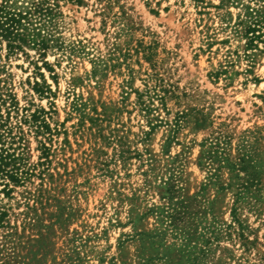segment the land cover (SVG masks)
<instances>
[{"label":"rangeland","instance_id":"obj_1","mask_svg":"<svg viewBox=\"0 0 264 264\" xmlns=\"http://www.w3.org/2000/svg\"><path fill=\"white\" fill-rule=\"evenodd\" d=\"M43 1L0 0V149L29 166L46 143L54 177L43 224L59 208L63 223L41 229L39 248L36 232L22 231L24 188L8 198L0 180V205L22 236L8 250L13 262L264 264V0H46L55 42L45 52L11 48L5 14L33 18ZM109 57L117 66L94 79L92 62ZM145 84L171 92L165 108L155 100V116H182L167 153V126L150 130L154 117L136 102ZM81 102L90 116L96 109L100 133L77 125ZM40 111L51 134L26 119ZM216 137L231 161L247 156L257 173L234 217L235 190L220 189L234 186V173L211 179L203 165L201 145Z\"/></svg>","mask_w":264,"mask_h":264},{"label":"trees","instance_id":"obj_2","mask_svg":"<svg viewBox=\"0 0 264 264\" xmlns=\"http://www.w3.org/2000/svg\"><path fill=\"white\" fill-rule=\"evenodd\" d=\"M46 4L50 5L49 2L44 0L42 7L38 11L34 12L37 13V16L36 14H32L33 18H31V13L27 11H25L24 16L21 12L5 14L4 17L6 18V21L10 22V24L3 31L7 37L11 38L10 41L12 43L17 42V44H13V46L11 45V48L20 51L23 46L32 45V47L37 46L39 47V50L45 52V50L49 48V43L55 42L49 29L47 28L52 20V10L50 6L43 8ZM147 49L144 53V59L147 62H151L152 54L149 53V50ZM111 60L112 59L110 57L109 59L97 58L92 62V75L94 79L105 77L109 70L117 66L111 65ZM158 78L157 74L149 76V79H151V81L153 80L155 83L156 81H159ZM45 92L51 94L49 88H46ZM134 93L136 95V102L139 106V110L144 114L143 116L147 119L150 118V116L154 117V121L156 122L155 125H151V119L148 121L150 124V130H153L155 126H167L169 134H171V136H167L165 142L166 149L164 151L167 153L169 151L168 148L171 146L172 142H174V137L172 135H174L180 128L182 116L177 113L176 117L172 121L169 119L159 118L157 117L158 115H154L158 110V106L154 102L155 100L158 101L161 108H165L166 97L171 92L165 86L145 84V90L142 92L135 91ZM126 95H128V93H126ZM85 105V103L81 102L75 103L73 106V111L78 113L80 116L79 124L77 125L83 127L84 122L87 121L91 125V128H96L100 133L102 130V127L100 126L102 120L99 118V114L96 109H92L95 116H90L85 113ZM43 114V111L34 112L26 117V119L29 118L30 123L35 128V132L37 134H41L42 136L45 134H51L45 120H43V118L41 119ZM39 143L41 148V157L39 158L40 161L35 165L29 166L25 163V159L22 157H16L14 154H9L7 152L5 153V151L0 149V180L7 181L3 184L2 193L8 198L14 192L15 187L24 188L21 195L23 197V204L25 207V211L22 213L24 218L22 221V231L27 229L33 232L35 231L36 237L31 240L34 241L39 248H41V246L45 245V240L47 239V235H44L41 229H50L53 225L61 224L63 222L61 215L62 211H60L61 208H59L57 214L54 213L50 215V218L54 217L55 221L50 223V225L43 224L42 212L45 206H47V195L49 194V189L46 187L45 183L46 179H53L54 174L50 172L49 158L52 156L51 150L46 146L45 142ZM117 143L119 146L122 144L121 141H117ZM201 148L203 149L201 154L203 165L209 169L211 179L213 178L216 180L222 169H228L231 173H234V178L237 180L234 186L231 187V185L227 184L225 187L223 185L220 187L222 190L230 188H234L235 190L234 207L232 209L234 217L239 209L240 203L244 201L243 190H246L253 185L256 181L257 173L253 170L248 171L249 169H253V166L246 159L247 156L245 158L244 155H241L240 157H237V162L231 161L229 155L223 147V141H221L220 137L206 140L205 143L201 145ZM129 154V151H120V157L122 160L129 159ZM240 173L244 174L246 178L241 180L239 177ZM34 178L39 180L38 184L34 183ZM9 183H12L11 187ZM56 202L59 203V201ZM10 210L11 209L5 207V205H0V264H16V261L13 262L16 255L10 254L8 250L13 249L14 251L16 246L15 239L19 240L22 238L18 232V225L11 224L10 216L12 213H10ZM241 236L243 237V235ZM244 241L247 243L250 242L245 238Z\"/></svg>","mask_w":264,"mask_h":264}]
</instances>
